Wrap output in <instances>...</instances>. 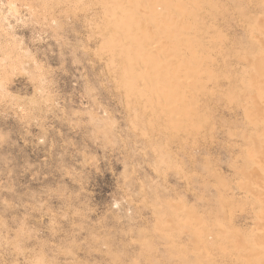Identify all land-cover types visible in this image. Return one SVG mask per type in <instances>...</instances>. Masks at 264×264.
Instances as JSON below:
<instances>
[{"label":"rangeland","instance_id":"obj_1","mask_svg":"<svg viewBox=\"0 0 264 264\" xmlns=\"http://www.w3.org/2000/svg\"><path fill=\"white\" fill-rule=\"evenodd\" d=\"M188 1L206 49L175 110L127 94L151 84L128 79L147 47L116 0H0V264H264V158L236 105L264 0Z\"/></svg>","mask_w":264,"mask_h":264},{"label":"bare ground","instance_id":"obj_2","mask_svg":"<svg viewBox=\"0 0 264 264\" xmlns=\"http://www.w3.org/2000/svg\"><path fill=\"white\" fill-rule=\"evenodd\" d=\"M152 1L154 2L146 3L145 9H137L141 0H132V4H129L128 0L122 2L116 0L114 4V13L121 11L122 16L131 14L136 20V27L133 28L123 22L115 23V26L122 25L120 33L130 38L131 43H133L132 47L142 43L147 47L146 50L134 51L135 62L129 71L130 77L128 79L129 81H140L142 84L145 83V79H148L151 84L146 89L141 87L139 90L126 93L133 98L152 99L153 103L160 104L167 109L189 108L191 103L188 99L196 94L195 89L183 90L182 93L180 88H174L172 82L177 85L182 81L185 86L190 85L189 80L185 77H194V71H186L185 69L198 63V58H201L198 55L200 49L198 51L196 49H198L199 44L203 45L200 38L203 26L196 27L189 20V14L185 13V9H179L178 3L183 1L193 4L188 0H163L169 1V3L160 10L156 8L160 5L158 1L161 0ZM132 7L134 9H131ZM113 9H108V12L111 13ZM208 10V14H213L214 9ZM204 14L205 10L198 14L199 18H202ZM192 15L195 17L197 11L192 10ZM255 18L259 19L260 17ZM255 20L257 25L251 28V35H249L256 41H262V45L259 44L258 56L253 58L251 62L256 64V74L260 83L253 87L252 95H249L247 91L242 93V99H237L236 105L242 108L245 114H251L249 111H253L250 136L247 139L252 144V155L257 160L259 156L264 158V21L258 23L259 21ZM148 27L149 30H147ZM167 47H171L173 50L167 52ZM202 47L204 50V45ZM187 55L190 58L185 62L180 56ZM149 61L157 65L158 68H151ZM174 64L176 66L172 68L171 66ZM197 82L199 86L205 83L201 76L198 77ZM165 117L168 122L177 120L171 113H167ZM259 172L264 174L263 169H260ZM257 198L259 202H264V197L259 192ZM244 246L247 247L248 243L246 242Z\"/></svg>","mask_w":264,"mask_h":264}]
</instances>
